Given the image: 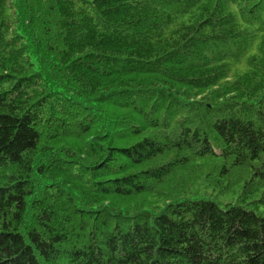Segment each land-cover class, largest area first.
Wrapping results in <instances>:
<instances>
[{
	"label": "trees",
	"instance_id": "obj_1",
	"mask_svg": "<svg viewBox=\"0 0 264 264\" xmlns=\"http://www.w3.org/2000/svg\"><path fill=\"white\" fill-rule=\"evenodd\" d=\"M259 205L264 0H0V264H264Z\"/></svg>",
	"mask_w": 264,
	"mask_h": 264
},
{
	"label": "rangeland",
	"instance_id": "obj_2",
	"mask_svg": "<svg viewBox=\"0 0 264 264\" xmlns=\"http://www.w3.org/2000/svg\"><path fill=\"white\" fill-rule=\"evenodd\" d=\"M221 200H223L222 197H221ZM259 212L264 213V206L259 205Z\"/></svg>",
	"mask_w": 264,
	"mask_h": 264
}]
</instances>
